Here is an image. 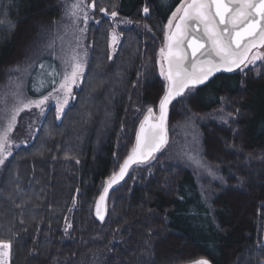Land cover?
<instances>
[{
    "label": "trees",
    "instance_id": "16d2710c",
    "mask_svg": "<svg viewBox=\"0 0 264 264\" xmlns=\"http://www.w3.org/2000/svg\"><path fill=\"white\" fill-rule=\"evenodd\" d=\"M96 1L131 25L120 28L113 56L111 19L90 26L87 69L63 117L48 110L8 159L0 180V240L12 244L10 264H194L201 258L264 264V60L221 73L170 106L168 143L176 127L194 120L205 158L230 186L206 201L195 174L174 160L167 144L112 189L106 218L95 216L105 182L135 146L147 108L158 112L166 83L159 51L181 0ZM61 16L62 0H0V73L27 35L33 39ZM53 70L61 72L52 54L31 63L28 97L48 95L52 85L38 88V82L49 81L44 73ZM224 104L234 114L228 125L204 122Z\"/></svg>",
    "mask_w": 264,
    "mask_h": 264
},
{
    "label": "snow or ice",
    "instance_id": "6c2138e0",
    "mask_svg": "<svg viewBox=\"0 0 264 264\" xmlns=\"http://www.w3.org/2000/svg\"><path fill=\"white\" fill-rule=\"evenodd\" d=\"M95 7V0L90 4L85 0H73L66 15L73 25L80 19L87 22L86 9ZM100 11L107 14L108 10L101 8ZM143 12L147 15L149 9L145 7ZM110 16L115 20L118 13L113 10ZM78 31L79 36L73 33L72 39L65 40L68 35L66 29L64 35L56 36L46 45L48 49H55L56 42H60L63 53L60 59L64 65L60 73L55 70L44 73L51 77L49 81L43 78L39 80L38 88H43L46 83L52 85L48 95H42L37 100H24L19 92L13 94L16 103L10 110L6 126L0 127V165H4L12 154L10 135L20 112L37 108L43 114V106L51 99L55 101V114L59 120L70 99H74L73 88L83 81L87 64V51H80L84 29ZM118 40L119 36L113 29L112 45H116ZM260 49H264V0H181L167 21L165 44L159 51V75L166 83L158 101V114L152 107L147 108L136 134L135 146L119 166V171L105 182L103 192L95 203V216L100 221L105 219L109 190L124 180L133 165L148 162L168 144L169 105L178 97H183L186 91L205 84L217 72H233L264 60V53ZM39 67L43 72L44 65L40 64ZM57 76L59 81L56 80ZM68 228H71V224L66 226V232ZM11 253V242L0 240V264H10ZM194 264H211V261L201 258Z\"/></svg>",
    "mask_w": 264,
    "mask_h": 264
},
{
    "label": "rangeland",
    "instance_id": "374dc122",
    "mask_svg": "<svg viewBox=\"0 0 264 264\" xmlns=\"http://www.w3.org/2000/svg\"><path fill=\"white\" fill-rule=\"evenodd\" d=\"M85 2L90 4L92 0H85ZM72 3L73 0H62L61 18L53 22L52 24H49L47 26V29H40L38 32L39 35H36V37H34L33 39L30 38V35H27L22 42L17 56L10 63H8L5 68L1 71L0 127L6 126L10 110L16 103V98L13 95L14 93L19 92L20 98L24 100H37L27 96L25 90V83L30 70L31 63L39 55L46 53L52 54L58 60L61 66V71L63 70L64 65L60 59V57L63 55V53L60 51V42H56L55 49L46 48V45L56 36L64 35L65 30L67 29L68 35L65 36V40H70L72 39L73 33H75L76 36H79L78 29H84V35L80 40V43L82 45L80 51H87L86 59L88 63L90 47L88 44L87 37L88 30L92 24H99L100 20L103 17L111 19L113 25L112 30L115 29L119 36L117 44L113 46L111 42L112 30L110 31L109 47L112 56L115 54L122 39V35L120 34V28L131 25V22L128 19L117 16L115 20H113L110 16L111 12H107V14L105 12H101V8H99V6L97 5L96 0L95 9H86L89 17L87 22H85L83 19H80L75 25H73V22L66 15L68 7ZM25 68H27L28 70L25 71ZM86 69L87 64L85 72ZM17 85H19V88L17 87ZM76 87L73 88V96ZM72 100L73 99H70L69 104ZM43 107L45 108L43 114H41L40 110L37 108H32L31 110H24L19 113L14 131L10 135V140L12 141V154L14 148L25 144L28 140L31 139L36 130L37 125L40 123V120L44 117L45 113L51 108H55V101L50 99L48 103ZM67 107L65 108V110L67 109ZM229 107L230 106L227 107V105L224 104L215 112L211 113L210 115H207V117L204 119V122H206L207 120V122H214L219 125H228L231 119L234 118L232 109H228ZM184 124L183 126L180 125L176 127L174 136L170 138V141L168 143L167 150L168 152H170L175 161L183 164L195 174L206 201H210L214 193L223 189L225 190L226 187L230 185L227 184L226 179L223 178L219 166H217V164L215 163L208 161L205 158L202 146V132L200 128L195 125L194 120H189ZM11 156L7 158L4 165H0V180L5 170L7 161ZM189 157H193L194 159H190ZM196 161H199L200 163L198 164Z\"/></svg>",
    "mask_w": 264,
    "mask_h": 264
},
{
    "label": "water",
    "instance_id": "95a60500",
    "mask_svg": "<svg viewBox=\"0 0 264 264\" xmlns=\"http://www.w3.org/2000/svg\"><path fill=\"white\" fill-rule=\"evenodd\" d=\"M242 67H243V66H242ZM242 67H241V68H242ZM241 68H239V69H241ZM239 69H236V70H234L233 72H235V71H237V70H239ZM221 73H231V72H226V71L217 72L215 75H213L212 77H210L209 80H208L206 83H208V82H209L210 80H212L215 76H217V75H219V74H221ZM206 83H205V84H206ZM205 84H203V85H205ZM203 85H198L197 87H200V86H203ZM178 98H179V97H178ZM174 101H175V100H174ZM174 101H173V102H174ZM173 102H172V103H173ZM171 105H172V104H171ZM171 105H169V111H170V106H171ZM168 117H169V112H168ZM167 128H168V119H167ZM158 153H159V152H158ZM158 153H156V154H158ZM156 154H155V155H156ZM152 159H153V158H152ZM152 159H150V160H152ZM150 160H149V161H150ZM149 161H148V162H149ZM146 163H147V162H146ZM143 164H144V163H143ZM134 166H135V165H133V166L129 169L128 174H129V172L131 171V169H132ZM118 171H119V170H118ZM118 171H117V172H118ZM128 174L125 176L124 180L127 178ZM124 180L120 181L119 184H121ZM119 184L114 185V186L109 190V193H108V196H107V199H106L107 210H108V198H109L110 192L112 191L113 188H115V187H116L117 185H119ZM97 201H98V200H97ZM106 216H107V212H106V214H105V218H106ZM97 219H98V218H97ZM98 220H99V219H98Z\"/></svg>",
    "mask_w": 264,
    "mask_h": 264
}]
</instances>
